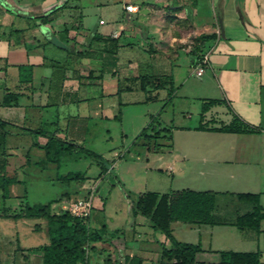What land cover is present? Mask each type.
<instances>
[{
	"label": "crops",
	"instance_id": "obj_1",
	"mask_svg": "<svg viewBox=\"0 0 264 264\" xmlns=\"http://www.w3.org/2000/svg\"><path fill=\"white\" fill-rule=\"evenodd\" d=\"M129 3L136 6L135 11L125 9ZM209 33H215V38L203 47L201 53L207 54L208 61L197 76L194 68L199 61L196 58L193 64L190 54L193 38ZM19 65H32L31 81L20 82ZM151 76H167L168 83L154 88L149 82L143 87L141 79ZM170 84L171 98L165 103ZM10 91L18 93L16 103L0 104V117L15 126L10 127L0 152V174L16 182L8 186L7 198L0 196V264H42L41 250L31 247L49 241L44 217L3 214L20 212L27 201L20 192V186L25 191L30 180L27 169L34 165L39 174L48 170L38 176L41 179L78 175L74 179L81 188L88 177L80 170L60 173L63 156L71 152H61L58 162L48 160L46 151L34 145L29 134L20 132L21 126L57 128L59 139L94 150L110 161L107 173L128 149L107 146L95 150L93 145L109 141L113 126L121 127L120 137L127 135L122 125L128 106L163 100L159 118L174 98L183 97L194 104L200 122L201 102L221 99L203 113L205 129L195 128L199 122L165 124L170 138L159 135L153 146V138L135 137L150 152L164 145L157 139L167 141L161 162L154 159L151 163L146 156L144 167L145 174L162 176L164 184L138 191V195L179 188L213 190L220 195L250 192L259 194L264 207V0H0V100ZM234 116L259 130L209 129ZM146 124L130 133L137 136ZM37 140L43 143L46 138ZM100 174L101 168L87 187L93 201L87 224L91 230H103L100 240L88 244L86 264H105L107 256L121 263L136 256L141 264H171L161 257L160 245L169 246L170 241L147 217L132 212L129 193H125L122 215V211L98 215L96 209L106 208V201L96 194ZM76 198L66 192L52 198L56 201L51 211H65ZM250 208L248 202L233 208L223 204L214 210L223 223H182L183 232L193 234L181 241L199 244L196 261L217 263L221 250L259 251L260 264H264V218L258 230L233 224L236 215ZM91 217L97 227L89 225ZM175 223L170 227L178 239ZM145 225L148 231L137 229ZM37 235L38 241L34 240Z\"/></svg>",
	"mask_w": 264,
	"mask_h": 264
},
{
	"label": "trees",
	"instance_id": "obj_2",
	"mask_svg": "<svg viewBox=\"0 0 264 264\" xmlns=\"http://www.w3.org/2000/svg\"><path fill=\"white\" fill-rule=\"evenodd\" d=\"M97 35H94L96 38ZM215 38V33L201 34L196 38L190 54L193 64H196L197 58L200 62L202 50L209 39ZM201 53V54H200ZM20 82H29L32 79V65H19ZM143 87L151 83L154 88H159L168 83L167 76L143 77ZM171 81H169L170 83ZM172 85L168 88V96L165 99L167 103L171 98ZM17 92H5L0 104L11 105L17 100ZM222 102L221 99L209 98L201 102L200 122L196 129L207 128L201 122L203 113L211 106ZM164 103V105H165ZM156 117L150 116L148 123L140 130L136 138L144 139L156 138L159 135L170 138V128L160 125H154ZM15 126L12 122L0 117V152L3 151L7 134L11 132L10 127ZM211 130L225 132H256L258 127L245 123L242 119L234 116L230 122L219 126L209 127ZM21 133L30 134L34 139L32 143L46 151L47 159L58 162L61 152H84L93 158L101 168L103 174L108 166V160L101 154L78 145L70 141H64L57 137L58 129L47 131L42 128L20 127ZM44 136L46 140L43 143L38 142L37 138ZM153 145H156L154 143ZM159 145V144H158ZM100 174V175H101ZM72 178H78L74 175ZM16 182L13 177L0 174V196L7 198L8 186ZM221 193L213 190H194L190 188L170 189L167 192L159 193L156 191H146L137 195L132 204V212L140 213L147 217L153 227L162 232L170 241V245H161V257L171 260V264H260L259 251H233L221 250L220 261L209 263L195 260V253L200 250L197 243H191L176 239L172 232L171 222L184 223H202V224H220L223 223L215 216L217 196ZM238 202L251 203V208L239 215H236L233 224L237 227H253L258 230L259 222L264 218V207L259 203V194L250 192L229 193ZM51 199L45 203H28L27 201L20 209V212L5 214L17 218L24 217H44L47 220L48 243L37 247H31L33 250H41L42 264H86L88 244L101 239L103 227L99 231L91 230L87 224V219H80L68 211L55 213L51 211V204L55 202ZM105 264H141L139 257H126L125 262L121 263L112 260L109 256L105 258ZM156 264H164L159 261Z\"/></svg>",
	"mask_w": 264,
	"mask_h": 264
},
{
	"label": "rangeland",
	"instance_id": "obj_3",
	"mask_svg": "<svg viewBox=\"0 0 264 264\" xmlns=\"http://www.w3.org/2000/svg\"><path fill=\"white\" fill-rule=\"evenodd\" d=\"M198 36L199 35L193 38V46L196 43V38ZM162 103L163 100H152L128 106L125 108L124 121L122 125L127 135L120 137L119 130L121 127L118 128L117 126L116 128L113 126L111 128V139L109 141H99L93 145L95 150H100L101 147L107 146L125 150L128 149V152H126L123 157H118L115 160L116 165L114 168H111L109 172L102 174V181L100 182L96 194L99 195L102 201H106V208L104 211L100 207L96 209L95 211L98 215L107 217V215L109 213H113V211L118 212V214L122 211V213H120V215H122L127 205L125 201V193H129L131 201L134 202L138 195V191L142 192L148 190L149 188L151 190L156 189L158 186L164 184V182H162L159 178L162 176L156 177L151 176V174H145L144 167L146 156H148L151 163L154 159H157V162H161L162 153L165 152L164 149L166 150L165 144H167V141L162 138L157 139L158 143L164 145H160L161 147L155 150L156 152H150V149H148L146 145L141 144V141L139 142L138 139H135L136 133H130L134 128L138 127L139 124H146V122L149 121L150 116L156 117ZM190 103L191 102H189V100H185L183 97L174 98V100L161 111L160 117H156L154 125L157 126L158 122L160 125L174 124L179 126H192L197 124L199 122V114L195 111L194 104L190 105ZM30 137L33 141L34 138L31 135ZM154 140L156 139L153 138L150 141L152 146L154 144ZM105 152L107 153L108 151L106 150ZM35 158L36 157H34V159ZM107 163L109 168L111 166V162L108 161ZM61 165L63 168L60 170V173L62 171L64 174H66L67 171H86V175L88 177L84 181L85 187L81 188V183L78 179L74 178L64 179V177H62L58 179H41L38 176L41 174L46 175L48 170L39 174L37 173L40 172L39 169L32 165L31 169L29 168L26 170L30 180L25 185V191L23 190L22 185L20 186V192L25 194L23 198L29 203H45L52 198L58 199L65 192L69 193L74 198L87 196V187L92 185L91 182L95 180V177L100 171V166L97 162L84 152H71L66 153L63 156ZM163 173L166 175L165 172ZM34 176H37V178H33ZM223 204H226L229 208H233L236 205L242 204V202H238L231 195H218L216 208L222 206ZM142 217L146 218L145 216ZM95 220L96 219L91 217L89 222L91 227L98 226ZM177 223L174 224V228L178 239L182 240L184 238H189V236L193 234L188 230H185V233L183 232L181 225H183L182 223L184 222L178 221ZM108 224L111 223L108 222ZM178 225H180V229H177ZM149 228L150 227L145 225L140 226L137 229L141 232H146ZM45 238L47 241V235ZM42 239L43 238H41V240ZM34 240L38 241V235Z\"/></svg>",
	"mask_w": 264,
	"mask_h": 264
},
{
	"label": "built area",
	"instance_id": "obj_4",
	"mask_svg": "<svg viewBox=\"0 0 264 264\" xmlns=\"http://www.w3.org/2000/svg\"><path fill=\"white\" fill-rule=\"evenodd\" d=\"M124 7L127 11H135L136 9V6L130 3L126 4ZM207 61H208L207 54H203L200 62L194 68L195 75L197 76L201 75L205 65L207 64ZM92 202L93 201H92V192H91L89 195L85 197L76 198L73 201H71V204L66 209V211H68L72 215L79 217L80 219H87L93 207Z\"/></svg>",
	"mask_w": 264,
	"mask_h": 264
}]
</instances>
